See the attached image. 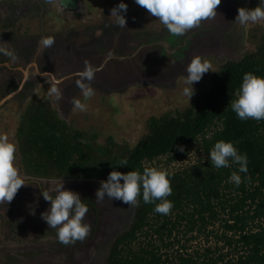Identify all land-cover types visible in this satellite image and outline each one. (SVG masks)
Returning a JSON list of instances; mask_svg holds the SVG:
<instances>
[{
    "label": "trees",
    "instance_id": "1",
    "mask_svg": "<svg viewBox=\"0 0 264 264\" xmlns=\"http://www.w3.org/2000/svg\"><path fill=\"white\" fill-rule=\"evenodd\" d=\"M258 2L250 0L249 7ZM247 40L251 45L241 57L220 63L207 89L188 105L148 115L132 146L110 136L93 144L56 114L46 94L23 109L13 141L20 173L28 176L104 180L114 168L142 171L143 160L159 155L180 159L192 147L208 154L221 139L247 154L239 186L229 181L238 165L215 169L208 155L172 172L174 217L154 212V204L138 197L132 221L112 238L100 264H264V120H241L230 107L245 72L264 76V22L249 30ZM122 159L128 165H116ZM199 236L213 244L188 251Z\"/></svg>",
    "mask_w": 264,
    "mask_h": 264
},
{
    "label": "rangeland",
    "instance_id": "2",
    "mask_svg": "<svg viewBox=\"0 0 264 264\" xmlns=\"http://www.w3.org/2000/svg\"><path fill=\"white\" fill-rule=\"evenodd\" d=\"M3 1L6 2L7 0ZM31 1L33 5L36 2V0ZM229 1L231 4L227 5ZM229 1L224 2V0H221L220 3H223V5L220 6L219 4L216 10L217 14L214 18H209L202 21L199 27L193 28L185 33V37L188 39L190 44L186 48V50H188L186 51L187 54H184V57L177 61L178 63L183 62L178 65L179 68H176L175 66L172 69H168L169 67L165 66V64H168V61L163 56L164 54H161L162 51H159V47H157L159 42L162 41V43H165L167 42L166 40L169 41L172 37V34L168 32L166 27L159 21L158 18L150 15L148 10L136 4L135 0H125L128 8L127 12L125 13L126 27L123 28L116 25L114 23L115 18L110 16L112 7L118 4L119 0H79L80 4L73 12L68 10L61 11L59 10L62 9L61 7L58 9V7H56L54 4H48L47 10L44 11L43 15L42 13L40 15L41 23L40 20H38L36 17H33V14L30 15L29 12L27 13L26 17L23 16L21 18V24H19L20 21L18 20L12 21L14 23L13 25H10L11 23L4 24L3 22H0V24L2 23L0 25V34L13 35L16 32V27H20V30L27 35L36 32L38 27H40L41 29L43 28L47 30V32L45 31L46 34H51L50 36L59 35L60 38L66 36V33H68L71 28L74 29L73 33H75L76 30V34L81 33L84 30L92 29L98 31V33H100L102 29L103 31H108L106 33L107 36H105V38H107L105 40L108 42V48H106V50L102 53V56L105 54L108 56V58H105L104 56V58H101V60H106L105 64L107 63V65L104 64V67L107 69V74L110 76L114 75V78L111 81L110 79L107 80L108 83L106 81V84L103 86L104 92L106 93H100L97 89L94 90L95 94L87 101L88 107L86 111H79L73 107L69 114H67V122L72 127H76L85 131L87 138H90V140L95 145L104 144L107 136H110L116 141H121L124 139L132 146L145 131L144 120L146 117H148V115H158L167 110H174L175 108L182 109L188 105L192 97L207 89L209 86V76L213 70L206 72L198 82L194 83L193 86L195 88V93L191 96L190 100L188 97L182 94V89L185 86V69L194 55L199 54L205 57L212 64L213 69H216V67L226 59H238L241 57L243 52L250 47L251 44L247 40L249 30L253 28L254 25L264 21L254 24L250 22L243 26L239 25L234 20L237 10L241 6L249 7L250 0ZM37 3L38 2H36L34 5V10L39 5ZM40 4H42L41 1ZM232 4L234 10L232 9ZM1 5L2 3L0 1V7ZM11 6L15 8L19 7V5L16 4H11ZM129 28H134L133 31L136 34L144 32V35H147L150 38V41L158 40V43H155V47L153 49V51H157V55L154 53L151 55L152 51L147 52L143 47L139 48V55L135 57L133 54L134 58L130 61L131 64H134L132 61H134L136 64V68H134V70L143 68L147 71L150 70L149 73L152 74L151 70H153L155 73H158V71L160 72L164 69V73H166L165 77L171 74L172 76L167 77L168 79H151L152 77L148 78L146 75L145 77L139 79L138 77L132 78L133 76L129 75L131 74V72H129L128 74H122L121 79L119 80L120 75H115L116 72L113 70L114 68L111 64L115 55V52L112 51V49L115 48V44L122 42L125 35L124 31H128ZM109 30H112L114 33L110 32ZM96 31L94 33L98 34ZM98 37L100 38V36ZM137 38L142 39L143 37L139 36ZM195 42V45H197L198 42H201L203 44L202 47L198 49L191 48V43ZM73 43L77 46L82 44L81 42L76 41H72V44ZM88 44L85 43L87 47L89 46ZM204 44H208V46L205 47ZM127 46L129 47V50L127 51L128 55L129 57H132V53L135 51L134 45L129 43ZM215 48L218 49L213 51ZM70 50V52L74 54L76 53L74 51L75 49L72 50V48H70ZM114 50L116 51V49ZM145 52L147 53V56H145ZM116 53H119L118 49ZM120 55L121 54H118L117 59H121ZM125 67L128 70L132 69L130 66ZM117 72L118 74H121L124 71L119 68L117 69ZM141 76H144V74H141ZM138 81L140 82L138 83ZM89 82L90 81H86V83ZM15 127L16 122L9 120L7 125L4 127L5 129H0V133L7 134L11 140ZM79 181L83 182L84 184L75 186V184L70 183V188L67 189H72L77 192L80 191L89 193L93 196L94 200L98 204L100 225L104 228V234L106 237H108L109 234L113 235L114 233H118L120 230H122L127 225V223L121 222V218L123 216L124 218L128 217V212L125 210L124 206L125 203L116 199L111 200L107 196L103 200L98 201L95 197V182L98 180L80 179ZM46 210L47 209L45 208L38 210L36 207L31 210L33 213H31V217L29 218H34V220L31 221L30 219L28 223H31L32 225L29 224L27 229L28 231L24 234H21L22 236H27L29 241H21V243L24 244L20 245V249L22 245H26L28 247L22 248L19 251H12V254L18 255V258L22 257L23 260L17 261L15 258L10 257V255L13 256L10 254L3 257L1 256L0 261L2 263L48 264L53 263L57 255H61L62 257L64 254V256L67 257L66 254L69 252V250H66L67 245H64L58 241L56 229L49 228L46 221L42 218V213H44ZM129 210L131 212L130 207ZM25 212L29 213V209H27ZM39 217L40 226L36 223V219ZM89 217L92 216H88L86 213L85 220L88 221ZM5 221V215L3 216L0 214V243H2L0 246L5 244L3 243L5 239H9L11 242L16 241V235L9 234V231L4 226ZM37 238L44 239L43 241H45V243L37 244L36 242L31 241L37 240ZM98 238L99 237H97V240L100 239ZM103 240L104 241L100 244L93 243L92 250H90L91 243L89 244L88 249L83 247L84 250H80V252H85V254L87 252H93V255H90L97 257L96 261L100 260L111 242L108 240V238H104ZM207 244L212 245L213 238L210 237L208 241H206L204 238L199 237L196 238L194 242H191L190 248H203ZM41 248L42 250H40ZM0 249H2V246ZM36 250H40L42 255H40L38 259L33 260V262L27 260L28 256L34 255ZM81 259H84V255H80L79 260L81 261ZM95 263L96 262H94V264ZM59 264L67 263L66 260H61V263L59 262Z\"/></svg>",
    "mask_w": 264,
    "mask_h": 264
},
{
    "label": "flooded vegetation",
    "instance_id": "3",
    "mask_svg": "<svg viewBox=\"0 0 264 264\" xmlns=\"http://www.w3.org/2000/svg\"><path fill=\"white\" fill-rule=\"evenodd\" d=\"M0 1L2 3L0 7V22H3L4 24L11 23L10 25L14 24L12 21L22 20L21 18L23 16L26 17L28 12L30 15L33 14V17H36L38 20H40L41 23L40 15L41 13L43 15L44 11L47 10L48 4H54L56 7H58V9L59 7H61L62 9H59L61 11L68 10L71 12L75 11L80 4L79 0H70L69 6L66 7L61 3V0H36V2H38L37 4L39 5L34 10V5L36 4V2L33 5L31 0H5L6 2H4L3 0ZM40 1L42 2V4H40ZM228 1L229 0H224V2ZM11 4L19 5V7H12ZM229 4H231L230 1L227 5ZM221 5H223V3H220V6ZM19 24H21V21ZM16 28V32L13 35L0 34V47H4L6 51L12 53V55L10 56L6 55L5 52L0 51V129L4 130V127L5 125H7L9 120H13V122H16L17 125L18 119L20 118L22 111L27 103H29L32 98L36 96H42L43 94H46L49 103L56 111V114L67 124H69L67 122V114H69V112L74 107L72 104V100L75 98H82L81 89L76 84V80L79 79L76 73L85 67L86 61L97 69L94 79L88 84L94 90L97 89L100 93H106L104 92L103 86L106 84L107 80L110 79L111 81L114 78V75L110 76L107 74V69L106 67H104L106 60H101V58H104V56L105 58H108V56H106L105 54L104 56H102V53L106 50V48H108V42H106L105 40L107 39L105 38V36H107L106 33L108 31H103V29L101 28L102 30L100 31V33H98V31H96L95 29H92L84 30L81 33L77 32L78 34H76V30L75 33H73L74 29L71 28L68 33H66V36H63L61 38L59 37V35L51 36L54 38V43L51 46H42L40 43L41 39L51 35L45 33V31L47 32V30L38 27L36 32L27 35L20 30V27ZM133 29L134 28H129L128 31L125 30V35L122 42H118L117 44H115V48L112 49V51L115 52V55L113 54L114 58L111 64L114 68L113 70H115L116 72L115 75H120L119 80L121 79L122 74H128L129 72H131V74L129 75L133 76L132 78L138 77L139 79L145 77L146 75L148 76V78L152 77L151 79H165L169 76H172L171 74L165 77L166 73H164V69L160 72L158 71V73H155L153 70H151L152 74L149 73L150 70L147 71L143 68L134 70V68H136V64L134 61H132V63L134 64H131L130 60H133L134 56L136 57L137 55H139V48L143 47L147 52L152 51L151 55H153V53L157 55V51H153V49L155 47V43H158V40L150 41V38L147 35L145 36L144 32L136 34L134 33ZM95 31L98 34H95ZM109 31L114 33L112 30ZM98 36H100V38ZM139 36H142L143 38L138 39L137 37ZM72 41L81 42L82 44L80 46H77L74 43L72 44ZM166 41L167 42L165 43H162L161 41L158 43L159 45H157V47H159V51H162L161 54H164L163 56L168 61V64H165V66H168V69H172L175 66L176 68H179L178 65L183 62L178 63L177 61L181 60L184 57V54H187L186 51L188 50H186V48L188 47L190 42L188 41V39H186L185 34L182 36L172 35L170 40ZM85 43H89V46L87 47ZM129 43L133 44L135 49V51L132 53V57H129L127 52L129 50L127 44ZM195 44L196 42L191 43L190 47L193 49H198L203 45L201 42H198L197 45ZM206 46H208V44L205 45V47ZM70 48H72V50L75 49L74 51L76 53L74 54L70 52ZM114 49H116V51ZM117 49L119 50L118 54H121V59H117ZM217 49L218 48H215L213 51ZM145 56H147L146 52ZM105 65H107V63ZM125 66H130L132 67V69L128 70ZM119 68L124 72L118 74L117 69ZM141 74H144V76H141ZM54 77L56 79L62 78V83L59 85L62 91V95L59 100H57L54 95H48V90ZM139 82L140 81H138V83ZM11 140H13V137ZM21 175L25 178L27 183L22 185L18 189L14 198L10 202L0 204V214H2L3 216L5 215L6 219L4 226L9 231V234L16 235L15 242H11L9 241V239H5V241L3 242L5 244L1 245L2 250L0 252V258L1 256L3 257L5 255L12 254L13 250L14 252L21 250L22 248L20 249L19 245L24 244L21 243V241H29L27 236L21 235L27 232V229L29 227L25 222L27 220L25 217V211H27V209L29 208H31L32 210L35 207L38 210H40L41 208L48 209L50 204L49 201H46L43 198L42 190H48L50 187L54 186V182L49 181L51 179L48 180V178L34 177L24 174ZM79 180L80 179H67L62 180L59 183L63 182V186H69L70 183L75 184V186L83 185L84 183L80 182ZM100 181L101 180L95 182L96 189L100 186ZM79 193L88 204L89 212H87V215L92 216L89 217L87 221L91 225V230L83 241L78 240L74 244H68L66 246V250H69V255L66 254L67 257H65L64 254L62 255V257L61 255H57L54 262L48 264H59V262L61 263V260H66L67 264H94L97 257L92 256L93 252H87L86 254L85 252H82V254L80 250H84L83 247H86V249H88L89 243L100 244L104 241V238H107L104 234V229L101 232L104 235L103 237H101L100 239L98 238L99 240H97V238L95 237V235L98 234L99 230L101 229V227L99 226L100 214L98 204L94 200L93 196L89 193L80 191ZM124 206L125 210L128 212V217L124 218L123 216L121 218V222L127 223L131 217L133 218L135 206L127 204H125ZM129 207L131 209V212L129 210ZM31 210H29L30 217L31 213H33V211ZM32 220H34V218H31V221ZM36 223L40 226V217L36 219ZM43 240L44 239L42 238H37V240L31 241L36 242L37 244L45 243V241ZM40 250H42V248ZM40 250H36L35 254L32 253L34 255L28 256L27 260L33 262V260L38 259V257L42 255V252ZM90 250H92V248ZM12 255L13 256L10 255V257L15 258L17 261L23 260L22 257L18 258V255ZM80 255H84V259H81V261L77 259L78 257L80 258ZM0 264L5 263H2L0 261Z\"/></svg>",
    "mask_w": 264,
    "mask_h": 264
},
{
    "label": "clouds",
    "instance_id": "4",
    "mask_svg": "<svg viewBox=\"0 0 264 264\" xmlns=\"http://www.w3.org/2000/svg\"><path fill=\"white\" fill-rule=\"evenodd\" d=\"M220 2L221 0H135V3L147 9L150 15L158 18L174 36H182L199 27L202 21L214 18ZM127 8L125 0H119L110 11V16L115 18L114 23L121 28L126 27ZM234 20L241 26L264 21V0H259L254 7H239ZM40 43L42 46H51L54 38L44 37ZM0 51L12 55L4 47H0ZM209 70L215 71L209 60L199 54L194 55L185 69L182 94L190 100L195 93L194 83ZM96 71L97 69L86 61L85 67L76 73L79 77L76 84L81 89L82 98L73 99L72 104L79 111L87 110V101L95 94L86 81H92ZM61 83L62 78L54 77L48 95H54L59 100L62 95L59 87ZM230 107L241 120H264V76L245 72L235 98L230 101ZM178 148L184 151L182 145ZM16 151V142L10 140L7 134L0 133V204L10 202L18 189L27 183L16 163ZM208 159L215 169L227 168L230 162L238 165L237 170L232 171L229 176V181L236 186L242 182L240 173L248 171L247 154L240 152L231 140L221 139L215 142L208 150ZM116 165H128V161L122 159ZM172 175L169 170L157 167H144L142 171L131 169L126 172L114 168L106 179L100 181L95 197L101 201L107 196L127 205H137L138 197H141L144 203L154 204V212L167 215L173 208V201L168 199L173 191L170 180ZM42 196L50 202L48 209L42 213V218L49 228L56 229L58 241L64 245L83 241L89 234L91 225L85 220L88 204L80 193L65 188L62 182L48 190H42Z\"/></svg>",
    "mask_w": 264,
    "mask_h": 264
},
{
    "label": "built area",
    "instance_id": "5",
    "mask_svg": "<svg viewBox=\"0 0 264 264\" xmlns=\"http://www.w3.org/2000/svg\"><path fill=\"white\" fill-rule=\"evenodd\" d=\"M207 155L208 154L204 153L202 150H200V149L196 150L194 147H192L190 149L188 148L186 150V153L184 154V156L182 158H180V159L168 160L166 155H159V156H156V157L152 158L150 161L143 160L142 161V165H143V167H157V168L158 167L159 168L163 167V169H167L170 172H174V171H177V170H180V169L186 167L187 165L196 163L199 158H201L200 161H203V159ZM169 215L171 217H174L173 214H171V213ZM208 228H210V227H208ZM199 237H201V236H199ZM194 241H195V239L192 242H194ZM191 249H196V248H194V247L189 248L188 251H191Z\"/></svg>",
    "mask_w": 264,
    "mask_h": 264
},
{
    "label": "water",
    "instance_id": "6",
    "mask_svg": "<svg viewBox=\"0 0 264 264\" xmlns=\"http://www.w3.org/2000/svg\"><path fill=\"white\" fill-rule=\"evenodd\" d=\"M70 0H61V3L64 5V6H69V4H70V2H69ZM106 76V75H105ZM49 180V179H48ZM49 181H51V182H54V185L55 184H57V183H59V182H61L62 180H59V179H51V180H49ZM31 208H29V210H30ZM34 209V208H33ZM32 209V210H33ZM26 223L28 224V226H29V224H31V223H28V221L31 219V218H29L30 217V213H26ZM29 218V219H28ZM132 221V217L129 219V221L127 222V225L126 226H128L129 224H130V222ZM32 225V224H31ZM99 226L101 227V229L99 230V233L98 234H96L95 235V237L97 238V237H99V238H101L102 236H104L101 232L103 231V227L100 225V220H99ZM126 226L122 229V230H124L125 228H126ZM122 230H120V232L122 231ZM119 233V232H118ZM115 234H117V233H114L113 235H108V240L109 241H111L112 240V238H113V236L115 235ZM89 244H91V243H89ZM19 247H20V245H19ZM25 247H28V246H26V245H22L21 246V248H25ZM93 247V243L91 244V248ZM107 250H108V248H107ZM107 250H106V252H107ZM106 252L104 253V255H103V257H101L100 258V260H97L96 261V263L95 264H100L101 262H102V260H103V258H104V256H105V254H106Z\"/></svg>",
    "mask_w": 264,
    "mask_h": 264
},
{
    "label": "bare ground",
    "instance_id": "7",
    "mask_svg": "<svg viewBox=\"0 0 264 264\" xmlns=\"http://www.w3.org/2000/svg\"><path fill=\"white\" fill-rule=\"evenodd\" d=\"M64 187H65V188H70L68 185H65ZM71 190H72V189H71ZM78 259H79V258H78Z\"/></svg>",
    "mask_w": 264,
    "mask_h": 264
},
{
    "label": "crops",
    "instance_id": "8",
    "mask_svg": "<svg viewBox=\"0 0 264 264\" xmlns=\"http://www.w3.org/2000/svg\"><path fill=\"white\" fill-rule=\"evenodd\" d=\"M0 250H2V249H0Z\"/></svg>",
    "mask_w": 264,
    "mask_h": 264
}]
</instances>
